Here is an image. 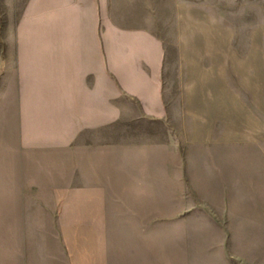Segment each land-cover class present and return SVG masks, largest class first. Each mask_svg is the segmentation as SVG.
<instances>
[{
	"label": "rangeland",
	"instance_id": "obj_1",
	"mask_svg": "<svg viewBox=\"0 0 264 264\" xmlns=\"http://www.w3.org/2000/svg\"><path fill=\"white\" fill-rule=\"evenodd\" d=\"M93 2L113 25L119 16L148 23L164 47L156 72L163 117L118 127L127 129L119 147L138 146L129 154L139 166L125 177L140 191L148 177L153 206L165 214L154 231L157 261L162 253L170 264H264V0ZM13 4L0 0V264L21 262L9 159L17 71L4 54L16 47Z\"/></svg>",
	"mask_w": 264,
	"mask_h": 264
},
{
	"label": "crops",
	"instance_id": "obj_2",
	"mask_svg": "<svg viewBox=\"0 0 264 264\" xmlns=\"http://www.w3.org/2000/svg\"><path fill=\"white\" fill-rule=\"evenodd\" d=\"M13 3L16 47L4 54L14 55L17 71L9 159L20 264H170L155 255L154 231L166 218L153 206L148 177L143 191L125 177L139 166L129 154L138 146L118 141L119 130L163 117L161 38L129 17L109 23L93 0ZM109 57L119 62L113 76Z\"/></svg>",
	"mask_w": 264,
	"mask_h": 264
}]
</instances>
